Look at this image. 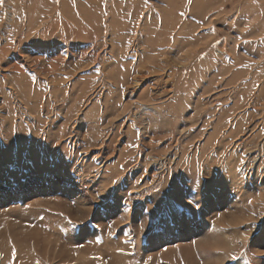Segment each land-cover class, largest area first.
Masks as SVG:
<instances>
[{"label":"rangeland","instance_id":"374dc122","mask_svg":"<svg viewBox=\"0 0 264 264\" xmlns=\"http://www.w3.org/2000/svg\"><path fill=\"white\" fill-rule=\"evenodd\" d=\"M62 1L0 0V264H264V0Z\"/></svg>","mask_w":264,"mask_h":264},{"label":"bare ground","instance_id":"6f19581e","mask_svg":"<svg viewBox=\"0 0 264 264\" xmlns=\"http://www.w3.org/2000/svg\"><path fill=\"white\" fill-rule=\"evenodd\" d=\"M78 1V0H77ZM88 1L91 6L93 7L92 9V14H93V20H98V18L100 19L101 17V14H100V11L98 10V1L102 2V0H86ZM63 2L62 0H57L56 3L53 4V7H50L48 8L47 10L51 11L52 9L55 11V4H58L60 5V3ZM203 8L200 7L199 11L202 12ZM3 13H6L5 11ZM2 14V13H1ZM13 13L11 12H8L7 13V16L9 17L10 15H12ZM26 14V16H28L27 18H29V21L31 24H34L36 23V21H40V19H43V18H46V15H47V12L45 11H42V10H39V8H35V7H29V9L26 11V13H24V15ZM5 15V14H4ZM23 15V16H24ZM202 16V15H201ZM7 19H10L8 18ZM209 18V17H208ZM4 23V22H3ZM47 23V22H46ZM47 25L48 23L46 24V26L43 28V30L47 29ZM5 26V24H4ZM8 29V28H7ZM10 29V28H9ZM11 35L8 33L7 30H5V27H3L1 29V32H0V58L4 56L5 52L7 51V46H9V42L11 40ZM2 43L5 44L2 46ZM5 46V47H4ZM134 49V46L132 47ZM17 67V66H16ZM17 69L19 70V72L23 73V70H21L20 67H17ZM2 79H6L5 76L1 75L0 76V100H9V97L12 96V94L14 93L16 98H17V101L19 103H22V99H24V91L25 89L27 88V86L24 84V83H19V81L16 83V84H13V83H10L11 86L9 87H4L2 86ZM14 86V87H13ZM99 86H101V83H99ZM166 87H162L159 89L160 92L164 91ZM174 90L173 86L170 85L169 88H167V92L170 93ZM157 91V90H156ZM10 92V93H9ZM97 94H100V92L96 91V90H93L92 92H90L87 96V99H86V102L88 103V100H89V96L92 95L91 98H93L94 95H97ZM172 97V94L167 96L166 98H164L163 100L161 101H164V102H169V99ZM14 99V98H13ZM155 99H159V98H155ZM257 100H263L264 101V95L262 94V89L261 88H258L257 91L255 92V94L253 95V98L249 99L247 102L241 104V105H238L236 108H237V112L234 114V116L236 117L235 121H234V125H236L239 121H243L244 118H246V115L245 113H247V110L250 108L251 110L253 109V107H256L257 105ZM163 102V103H164ZM5 103V102H4ZM1 104V103H0ZM23 104V103H22ZM3 106V105H2ZM10 105L9 104H6V107L3 108L0 106V116L2 115L3 112H6L8 113L10 111ZM81 107V106H80ZM86 106H83L82 105V108L79 109V112L78 113H81L82 110H84ZM252 111L249 112V114H251ZM77 113V114H78ZM77 114L75 115L74 119L77 117ZM64 119V118H63ZM67 121L70 120V117H68V119H66ZM75 122V120H74ZM69 126V125H68ZM67 126V127H68ZM72 127V126H71ZM71 130L68 131V129H65L63 131V134L62 136H66L65 137V142L66 143H70V144H73L75 143V139H74V135H71ZM78 131V130H77ZM79 132H77L78 134ZM78 136V135H77ZM77 138V137H76ZM63 140V139H62ZM80 140V139H79ZM64 142V143H65ZM62 143V142H61ZM147 143V142H146ZM62 145V144H61ZM75 145V144H74ZM67 146V145H66ZM71 146V145H70ZM147 146V145H146ZM150 147V146H148ZM82 149V148H81ZM6 150V149H5ZM41 199V198H40Z\"/></svg>","mask_w":264,"mask_h":264}]
</instances>
